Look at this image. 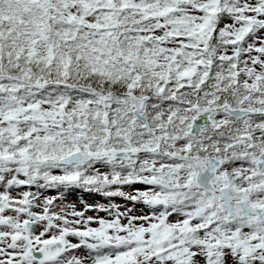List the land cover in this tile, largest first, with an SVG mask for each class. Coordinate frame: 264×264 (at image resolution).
<instances>
[{"label":"snow or ice","instance_id":"snow-or-ice-1","mask_svg":"<svg viewBox=\"0 0 264 264\" xmlns=\"http://www.w3.org/2000/svg\"><path fill=\"white\" fill-rule=\"evenodd\" d=\"M0 264H264V0H0Z\"/></svg>","mask_w":264,"mask_h":264},{"label":"rangeland","instance_id":"rangeland-1","mask_svg":"<svg viewBox=\"0 0 264 264\" xmlns=\"http://www.w3.org/2000/svg\"><path fill=\"white\" fill-rule=\"evenodd\" d=\"M73 201L86 200L88 203H106V200L96 194L77 192L72 197ZM103 215V213H101Z\"/></svg>","mask_w":264,"mask_h":264}]
</instances>
